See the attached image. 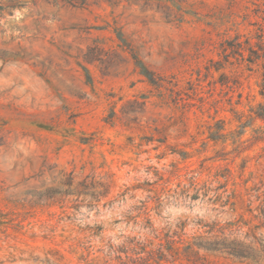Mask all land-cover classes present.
Wrapping results in <instances>:
<instances>
[{"label":"rangeland","instance_id":"374dc122","mask_svg":"<svg viewBox=\"0 0 264 264\" xmlns=\"http://www.w3.org/2000/svg\"><path fill=\"white\" fill-rule=\"evenodd\" d=\"M16 4L0 9V264H131L134 236L192 240L234 218L233 189L245 209L264 182V59L247 61L264 0Z\"/></svg>","mask_w":264,"mask_h":264},{"label":"trees","instance_id":"16d2710c","mask_svg":"<svg viewBox=\"0 0 264 264\" xmlns=\"http://www.w3.org/2000/svg\"><path fill=\"white\" fill-rule=\"evenodd\" d=\"M8 4L6 6L0 5V9H7L12 11L13 8L18 6L16 0H6ZM62 1L64 3L73 6H83L88 4L89 0H54ZM2 0H0V3ZM258 41L256 47L250 48V55L247 58L248 65L256 64L260 59H264V29L261 27L260 33L257 35ZM264 67V64H263ZM219 69V67H217ZM262 83L260 93L264 97V72L262 73ZM251 117L256 120L259 119L264 122V102L257 104L252 109ZM242 135V134H241ZM255 141L264 142V128H260L257 135H255ZM238 146H242L245 142L242 137L238 138L236 142ZM217 189H223L222 193L217 195L216 200H221L224 193H227V183H223L217 187ZM250 189H246L249 198L245 200L246 206L242 212H238V204L242 203L243 197L240 193H237L236 189H233L228 194V199L222 201L221 205L230 206L231 216L225 222L220 220H213L212 222H204L199 220L197 224L201 228H206L203 232H200L192 237V240L185 238V232H174L178 235L177 238L168 232L164 235V240L160 239L155 243L154 239H141V237L134 236L129 239L128 246H122V252L126 254L127 260L124 263L131 264H164L179 261L186 264H201V260L204 258L205 252H215L226 254L229 257H234L242 260H253L259 262L264 261V182L261 181L260 185H255ZM231 198H237L230 202ZM239 198V199H238ZM258 204L254 206V202ZM238 212V213H237ZM248 214L249 219H245L244 215ZM257 221V223H253ZM150 222V221H149ZM153 227V225H152ZM156 229L152 228V232ZM156 239L159 234H156ZM121 251V250H120ZM130 253V255H129ZM121 259V258H120Z\"/></svg>","mask_w":264,"mask_h":264}]
</instances>
